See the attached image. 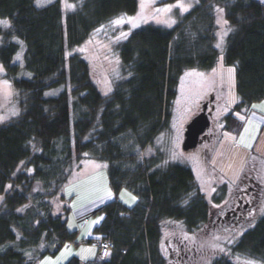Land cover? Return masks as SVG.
Returning <instances> with one entry per match:
<instances>
[{"label":"trees","instance_id":"1","mask_svg":"<svg viewBox=\"0 0 264 264\" xmlns=\"http://www.w3.org/2000/svg\"><path fill=\"white\" fill-rule=\"evenodd\" d=\"M70 1L77 7L65 15L61 0L43 6L0 0V18L9 23L2 29L0 63L21 107L0 125V264H37L74 239L63 190L72 180L71 166L84 159L107 162L114 193L128 188L138 201L128 207L114 199L102 209L105 218L96 232L97 240L111 243L107 257L97 251L92 259L72 256L66 264H182L188 255L177 262L168 258L166 232L198 230L211 222V206L193 170L167 162L155 139L169 127L182 72L216 67L220 18L229 29L224 63L236 69L240 98L225 117V130H242L237 114H248L254 102L264 100V4L198 0L174 28H135L118 47L121 76L115 89L103 94L91 63L67 52L113 19L135 15L139 1ZM20 42L22 67L14 62ZM58 195L65 205L55 214L51 200ZM175 238L185 248L186 239ZM235 257L264 264V215L229 254L210 264H235Z\"/></svg>","mask_w":264,"mask_h":264},{"label":"rangeland","instance_id":"2","mask_svg":"<svg viewBox=\"0 0 264 264\" xmlns=\"http://www.w3.org/2000/svg\"><path fill=\"white\" fill-rule=\"evenodd\" d=\"M52 1L54 0H36V5L43 6ZM138 1L135 15H122L113 19L93 31L84 43L67 52L78 53L91 63L93 80L103 94L115 89V83L121 76L118 47L135 28L149 23L174 28L198 3V0ZM258 1L264 4V0ZM61 4L65 15L77 7L70 0H61ZM179 5L187 10L183 11ZM167 6H172L170 11H157ZM138 15L141 18L135 21L137 26L133 27L128 18H136ZM121 17L123 23H113ZM0 21H6V24L0 23L2 43L5 37L2 29L8 27L9 23L1 18ZM219 24L216 45L220 44V47L216 46L219 51L216 67L209 72L196 68H188L182 72L169 127L155 139L156 146L164 148L167 162L186 164L193 170L197 186L211 206V224L208 221L190 233L177 232L175 228L166 232V237H169V245L167 246V242L164 244L166 254L175 262L176 258L188 255L182 264H210L218 256L229 254L233 243L264 215V100L254 102L256 107L252 105L248 114H237L244 124L242 130L237 133L225 130V117L240 98L236 89V69L224 63L225 40L229 29L224 19L220 18ZM122 33L127 34L126 37ZM24 49L25 46L20 42V50L14 58V62L20 67L24 65ZM228 69L234 71L230 74ZM210 94L217 105L210 128L213 134L210 139H203L197 147L185 150L183 141L186 125L199 112ZM17 97L18 92L5 77L4 67L0 63V125L20 114L21 107ZM71 172L72 180L65 185L63 191L71 209L68 225L72 231H76V235L55 254H46L37 264H66L72 256L83 260L92 259L96 255L94 241L99 237L96 228L105 218L102 210L104 206L114 199H119L128 207L135 206L138 201L137 195L128 188L121 189L117 195L114 193L105 161L84 159L82 164L75 162L71 166ZM249 179L253 181L247 182ZM247 183L255 188L256 195L251 208L240 212L244 217L237 219L238 215H234L233 219L215 223L217 217L226 215L238 203V199L244 198L241 191L247 188ZM108 192H111L110 196ZM59 195L51 200L55 214L62 212L65 205ZM1 199L2 196L0 201ZM176 235H182L186 239L185 248L177 247L179 242ZM233 259L235 264H262L240 257Z\"/></svg>","mask_w":264,"mask_h":264},{"label":"flooded vegetation","instance_id":"3","mask_svg":"<svg viewBox=\"0 0 264 264\" xmlns=\"http://www.w3.org/2000/svg\"><path fill=\"white\" fill-rule=\"evenodd\" d=\"M213 99H214V97L211 96V94H210L209 97L202 103L201 109L199 110V112H200L202 110L203 104L205 102H208L207 112H208L210 120H211V125L208 128V130L206 131L205 137H203L204 141L210 139L211 135L213 134L210 131V128H211L213 121H214V118H215V117H213L214 109H216V107H217V105L213 101ZM199 112H197L196 114H198ZM250 181H253V180L249 179L247 182H250ZM246 187H247L246 189H243L241 191L242 197H244V198L238 199V203L235 206H233L231 209H229L226 212V215H221V216L217 217L216 218L217 222H219L221 220L224 221L225 219H229V218H231L232 215L233 216L238 215L239 218L244 217V214L240 213V212H244V211L246 212L247 210H249L251 208V206L254 203L253 200L255 199V195H256L255 188L251 184L247 183Z\"/></svg>","mask_w":264,"mask_h":264},{"label":"water","instance_id":"4","mask_svg":"<svg viewBox=\"0 0 264 264\" xmlns=\"http://www.w3.org/2000/svg\"><path fill=\"white\" fill-rule=\"evenodd\" d=\"M208 102L203 106V110L198 113L191 121L186 125L185 138L183 141V148L190 150L198 146L203 141V137L206 130L210 127L211 120L207 113Z\"/></svg>","mask_w":264,"mask_h":264},{"label":"snow or ice","instance_id":"5","mask_svg":"<svg viewBox=\"0 0 264 264\" xmlns=\"http://www.w3.org/2000/svg\"><path fill=\"white\" fill-rule=\"evenodd\" d=\"M179 6L181 7V9H182L183 11H186V10H187V8H184L183 5H179ZM141 7L143 8V4L141 5ZM171 7H172V6H167V7H165L164 9H157V11L167 12V11H170V10H171ZM221 11H222V10H221ZM140 18H141V17L138 15V17H136V18H128V19H129L130 22H132L133 27H136L137 24L135 23V21H136L137 19H140ZM173 22H174V21H173ZM0 23H5V24H6V21H0ZM113 23H116V24L123 23V17H121V18H119V19L113 21ZM126 35H127V34L122 33V36H125V37H126ZM216 46H217V47H220V44H217ZM233 71H234L233 69H228V72H229L230 74H231ZM253 107H256V105H253ZM107 194L110 196V195H111V192H108ZM133 200H135V197H133ZM248 264H253V262H248Z\"/></svg>","mask_w":264,"mask_h":264},{"label":"built area","instance_id":"6","mask_svg":"<svg viewBox=\"0 0 264 264\" xmlns=\"http://www.w3.org/2000/svg\"><path fill=\"white\" fill-rule=\"evenodd\" d=\"M96 246L99 249L101 258L107 257V255L109 254L110 249H111V243L109 241L102 240V241L96 243Z\"/></svg>","mask_w":264,"mask_h":264},{"label":"crops","instance_id":"7","mask_svg":"<svg viewBox=\"0 0 264 264\" xmlns=\"http://www.w3.org/2000/svg\"><path fill=\"white\" fill-rule=\"evenodd\" d=\"M198 4V3H197ZM68 227H69V225H68ZM95 253H96V250H95ZM81 257H84L83 255H80Z\"/></svg>","mask_w":264,"mask_h":264}]
</instances>
